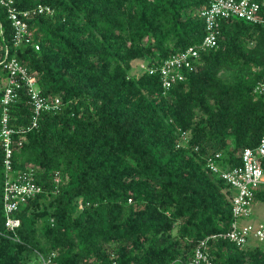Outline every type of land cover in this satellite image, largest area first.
<instances>
[{
    "label": "trees",
    "instance_id": "obj_1",
    "mask_svg": "<svg viewBox=\"0 0 264 264\" xmlns=\"http://www.w3.org/2000/svg\"><path fill=\"white\" fill-rule=\"evenodd\" d=\"M207 1L14 0L18 10L52 9L27 19L38 49L14 47L0 4V62L7 48L43 97L60 99L29 130H21L34 116L24 86L10 105L12 167L33 165L42 190L7 228L0 137V264L51 254V264H182L204 239L214 264H264L260 244L220 236L233 220L231 191L207 166L216 153L221 170L239 165L264 133V96L253 92L264 81V22L221 19L217 46L169 89L145 69L203 38ZM6 75L0 63V99ZM1 111L0 102V120ZM256 200L264 202V186Z\"/></svg>",
    "mask_w": 264,
    "mask_h": 264
},
{
    "label": "built area",
    "instance_id": "obj_2",
    "mask_svg": "<svg viewBox=\"0 0 264 264\" xmlns=\"http://www.w3.org/2000/svg\"><path fill=\"white\" fill-rule=\"evenodd\" d=\"M13 2L14 0H0V4L7 8V17L13 28L14 47L32 44L34 49H38L39 44L33 42L30 35L27 19L33 14L51 13L52 9L47 5L38 4L32 9L18 10L13 6ZM199 15L204 21L205 34L197 44L172 54L157 66L145 68L149 73L159 72L164 89H169L174 83L182 81L185 76L184 70L191 71L199 61L202 52L217 46L221 19L236 17L252 23H263L264 0H208L199 10ZM0 63L7 71L6 84L0 99L2 105L0 137L5 150L4 165L7 173L3 191V209L6 215L5 225L13 229L19 225L20 221L11 215L12 212L24 205L28 198L40 192L42 188L33 180V165H25L18 169L12 167L11 134L18 130L10 126V105L18 97L17 90L24 86L29 102L33 106L34 116L30 124L21 130H29L36 125L41 110L56 109L60 99L56 97L53 100H47L43 97L38 89L36 76L29 73L15 56H8L7 48ZM253 92L264 96V81L258 82ZM23 139V137L19 139V144ZM239 155L240 164L232 168L221 170L216 165L215 159L219 158V153L208 158L207 166L229 185L231 191L229 198L233 220L230 228L220 236L243 247L248 244L249 237L258 241L264 240V226L246 221L252 214L251 206L255 190L264 186V133L254 147H245ZM205 248L206 239L201 240L195 247L190 260L182 264H214ZM51 255L45 258L40 256V264H51Z\"/></svg>",
    "mask_w": 264,
    "mask_h": 264
},
{
    "label": "rangeland",
    "instance_id": "obj_3",
    "mask_svg": "<svg viewBox=\"0 0 264 264\" xmlns=\"http://www.w3.org/2000/svg\"><path fill=\"white\" fill-rule=\"evenodd\" d=\"M144 63L141 61H136L133 63L132 73L136 75H140L144 70ZM252 214L251 216L246 220L248 222H251L256 225H262L264 226V202L261 200H256L252 203L251 206ZM176 231V228L173 229L172 233L174 234ZM248 244L245 247H251L253 245L260 244L264 248V240L258 241L257 239L253 237H249Z\"/></svg>",
    "mask_w": 264,
    "mask_h": 264
}]
</instances>
